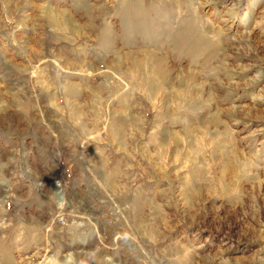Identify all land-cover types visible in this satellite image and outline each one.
Here are the masks:
<instances>
[{
    "label": "rangeland",
    "instance_id": "1",
    "mask_svg": "<svg viewBox=\"0 0 264 264\" xmlns=\"http://www.w3.org/2000/svg\"><path fill=\"white\" fill-rule=\"evenodd\" d=\"M0 264H264V0H0Z\"/></svg>",
    "mask_w": 264,
    "mask_h": 264
},
{
    "label": "bare ground",
    "instance_id": "2",
    "mask_svg": "<svg viewBox=\"0 0 264 264\" xmlns=\"http://www.w3.org/2000/svg\"><path fill=\"white\" fill-rule=\"evenodd\" d=\"M52 14L53 15L51 16V20H52V23H55V22H53V20L55 21V18H57V19L59 18L60 19V17H59L60 15H57V13H55V10L52 11ZM162 17H163V19L165 21L164 24L166 26V27H164L163 34L166 33L167 35H169L170 38L173 37L174 40L176 39L177 41H179L182 44V46L178 47L179 49H183L184 50V48H186V47L187 48L197 49V50L202 52V56L204 58H206L205 59L206 61H208L211 58V55L213 53H215V52L217 53V52L220 51V49H221V44H220L221 41H217V40L212 41V39H209L207 37V31H201L198 28L197 29H192V30L186 29V26L185 25L183 26L180 23H178L177 25L172 24L171 23L172 21L169 18L170 16L164 15ZM60 21L62 22V20H60ZM67 21L71 22L69 19ZM58 23L59 22H57L56 24L58 25ZM74 25L75 24L71 22L70 26L73 27ZM75 28H76V25H75ZM150 62H151V60H150ZM150 62L148 64H150ZM150 70L152 72L151 73V77H152L151 86L156 87L160 82L162 84L163 82L167 81L166 78L164 77V75H166V74H164V73H162L160 71V63L159 62H154L151 65ZM178 81H179V79H178ZM180 83L182 84L183 82L180 81ZM189 86L192 88V90H194L195 87H196V86H194L193 81H190V85ZM186 88H187V85H186ZM179 98H180V96H179ZM196 106H197V104H196ZM211 121L216 126L217 125H222L221 123H219V121H217V116L216 115L211 117Z\"/></svg>",
    "mask_w": 264,
    "mask_h": 264
}]
</instances>
